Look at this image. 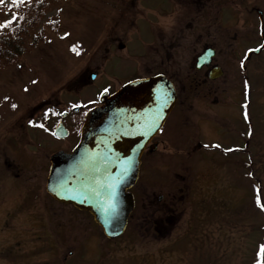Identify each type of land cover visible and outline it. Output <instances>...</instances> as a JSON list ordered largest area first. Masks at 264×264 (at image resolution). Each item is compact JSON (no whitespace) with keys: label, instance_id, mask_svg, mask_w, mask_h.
<instances>
[{"label":"rangeland","instance_id":"obj_1","mask_svg":"<svg viewBox=\"0 0 264 264\" xmlns=\"http://www.w3.org/2000/svg\"><path fill=\"white\" fill-rule=\"evenodd\" d=\"M241 1L244 2L243 7ZM213 2L229 7L232 12V20L226 22L231 30L227 29L229 32L226 30L225 33H229L227 36L233 48L231 59L229 54H225L230 47L225 45L224 32L220 37V33L213 30L208 39L209 44L217 45L221 50L225 61H232L233 64L226 66V77L217 85L228 92L238 90L234 88L236 85H247L250 95L257 99L251 112L252 117L257 119L258 101L264 94V54L254 57L248 63L247 74L242 73L243 79L246 75L250 78L247 84L239 77L248 49L259 42L260 22L255 9L259 8L264 14V0H203V4L199 0H61L48 11L41 23L45 33L44 42L13 66L0 71V197L10 199L6 205L1 206L0 203V264H255V251H259V246L264 244V210L257 206V198L264 206V164L258 159L260 155L257 149L249 152L250 157L255 156L254 164L249 160L247 176L244 177L241 174L246 166L235 162L237 154L231 152L230 148L207 151L205 161L214 164L207 174V184L201 179L198 181L195 170H190L194 161L192 158L197 156L198 140L188 132L186 123L175 133L169 130L161 133L157 139L176 143L170 147L174 149L165 155L163 146L166 145L162 143L163 146L159 145L157 149L144 154L142 178L135 191L138 208L126 233L118 239L109 240L91 215L76 209L72 211L71 206L62 207L48 197L46 171L50 157L62 149L64 141L54 138L45 127L33 123L40 119L39 111H47L49 106L46 104L58 107L61 112L67 110L70 103L81 100L88 103L96 99L99 92H105V89L112 92L119 89L134 74L140 77L147 75L148 50L152 54L153 64H159L154 46L149 45L151 32L155 35L159 31L180 34L181 53L175 61L173 59L167 71L177 70L180 79L185 83L191 82L194 58L202 52L200 49L206 39L199 41L195 30L196 20L203 18L206 7L212 17ZM0 4L7 8L14 5L12 0H3ZM214 16L217 13L214 12ZM4 18L0 15V22ZM148 19L158 22L155 25H162L163 29L154 26L150 31L143 26L140 37L133 36L139 32L138 24L142 25ZM121 20L133 24L128 29L124 26L116 28V35L122 41H127L130 50L120 52L119 56H111L105 52V45L110 43L111 37H117L111 28L114 21ZM243 25L247 27V32L246 29L242 31L245 36L241 35L240 47L236 48L234 33H241ZM74 47L76 52L72 51ZM234 51L238 53L234 54ZM170 57L173 58L172 55ZM91 73L96 74L95 81L78 89L73 88L75 85L71 82L74 79ZM198 87L196 91L188 83L187 93H193V99L210 93L208 86ZM13 104L16 105L15 109L12 108ZM193 111L203 113L202 108L194 104L186 114L189 122L193 121L190 114ZM237 113L235 110L230 116L234 117ZM203 135L209 142L220 138L219 131L211 126ZM6 139L12 149L5 145ZM15 149H20L19 154L15 155ZM229 155H232L228 159L230 161L224 160ZM4 157L19 164L23 184L20 186H25L24 182L32 183L29 188L34 198L22 203L19 217L10 213L15 211L16 202H21V195L25 193H17V187L12 184L3 186L8 182L2 163ZM166 161H169V166H164ZM177 173L190 175L187 181L190 186L192 177L198 183L193 184L189 192L191 200L180 208L179 219H176L179 226L176 229H173L175 226L168 227L166 231L160 213L162 204L157 198L166 192L167 183L178 185ZM162 178H166V183ZM206 188L214 194L210 201L215 209L211 211L212 215L204 209L197 210L204 205L197 202L196 196ZM149 201H153L154 207L151 205L152 208L146 213L145 207L150 204ZM47 210L50 214H47ZM37 212L40 223L31 224L29 217ZM190 223L197 228L190 229L189 235L181 239L180 250L173 249L172 243ZM203 237H207V241ZM8 247L10 249L5 251Z\"/></svg>","mask_w":264,"mask_h":264},{"label":"flooded vegetation","instance_id":"obj_2","mask_svg":"<svg viewBox=\"0 0 264 264\" xmlns=\"http://www.w3.org/2000/svg\"><path fill=\"white\" fill-rule=\"evenodd\" d=\"M200 3L203 4V0H199ZM241 7L244 6V2H240ZM246 9V7H245ZM213 10L215 13H217V16H214V12H212V17L209 13V8H205L203 11H205L203 18L201 20H196L197 25L195 27L196 33H198L199 41L201 39H204V45L201 47L200 50H202L201 53H197V57L194 58V69L190 71V79L192 80L190 83L196 91L198 90V86H208L210 90L209 94L204 93V96H198L193 99V93H187V86L188 83H185L183 79L179 78V74L177 70H173L172 72H168L167 70L170 68L171 62L175 61L178 54L181 53V41H180V34H174V33H164V31H159L156 35L152 33L150 34V46L153 48L157 53L159 57V64H153L154 60L152 59L151 52H148V55L146 56V59H148V62L146 64L145 73L147 75H144V77H140L137 75H133L128 81H125L124 84L129 83L134 80H139L142 78H152L154 76H164L171 84L173 85L176 93V103L174 105V108L170 115L168 116L162 130L160 133L151 141L149 144L147 151L152 152L154 149H157L159 145L163 146L164 144L166 146H163L165 155L169 154L173 147L171 145H175L176 143L172 144V142H167L169 140H164L163 142L159 141L157 138L161 133H166V130H169V132L172 131V133L177 132L180 130L181 126L186 123V127L188 129V132L192 134L193 137H195L197 141V146L195 153H197V156H194L192 159L194 160L193 163H191L190 170H195L196 179L198 181H203L204 183H207L206 178L209 177L207 174L211 172L212 170V164L209 161H205L207 157V151L210 150H221L224 148H230L231 152L234 154H237L236 157V163H240L242 166H246L245 172L243 171V177L247 176V165L249 164V160H251L254 163L255 156H249L250 151H255L257 149L258 151V159L261 161V164L263 163V155H264V94L258 101V107H259V117L257 116V119L253 118L251 115V112L253 111L254 106L257 103V99H254L249 92V89L245 87L244 84L236 85L234 88H238V90L233 89L232 91H226L224 89H221L218 84V81L224 79L227 74L226 66H233L231 63L232 61H225V57L221 56V50L217 47V45L209 44L208 39L211 37V31H218L220 33L224 32V35H226V30L230 29V26L226 23L228 20H232V12H230L229 7H224L221 4L214 3L213 2ZM256 13L259 17L260 22V33L257 37V40H259L258 44L256 46L251 47L249 50L256 49L264 44V36L262 34L261 29V20L259 15V8H256ZM262 12V11H261ZM237 18V17H236ZM247 19V18H246ZM246 19H244V23H246ZM115 20V19H114ZM238 20V18H237ZM263 20H264V14H263ZM214 21V22H212ZM158 22H155L148 19L145 21V23H142V25L138 24L139 32L137 34H133V36L140 37L141 35V29L143 26H146L148 30L152 31L155 27L162 28V25L156 26L155 24ZM144 24V25H143ZM178 24V23H177ZM132 23L127 20H121L120 22H113L112 30L114 35H116V28L119 26H124L126 29L132 27ZM176 26V25H175ZM254 26V25H253ZM179 27V26H177ZM163 29V28H162ZM246 29V31H245ZM229 30H227L229 32ZM216 31V32H217ZM242 31L247 32V27L243 25L241 27V33L237 32L234 33V39L236 41L237 47L239 48V38L244 37L245 33H242ZM227 32V35L229 33ZM254 32V31H253ZM226 35V41L225 45H229L230 50H226L225 54L230 55L229 59L233 56L231 48V43L229 41V37ZM242 35V37H241ZM117 36V35H116ZM233 37V36H232ZM259 38V39H258ZM148 42V43H149ZM103 45L104 40H103ZM127 41H122L119 39V37H111L110 43L106 44L107 46L105 48V52L107 54H110L111 56H119L120 52L126 51L129 49V45L126 44ZM103 45H101L103 47ZM212 45V46H211ZM214 45V46H213ZM104 48V47H103ZM219 49V50H218ZM130 50V49H129ZM128 50V51H129ZM248 51L246 53V63L241 64L242 72L239 69V64H237V70L240 71L241 76L239 77L241 80H244L246 84L250 80L248 75H246L243 79V74H247L248 70V63L253 60L254 57H260L264 54V51L260 55H252L250 58H248ZM200 52V51H199ZM238 53L237 51H234V54ZM240 52V51H239ZM177 53V54H176ZM172 55L173 58L170 57ZM208 55L209 57H206ZM156 58V56H155ZM157 63V62H155ZM264 67V65H263ZM244 71V72H243ZM96 74L91 73L89 76L88 74L81 75V77L74 79L71 83H74L73 88H80L89 85L91 81H95ZM89 82V83H88ZM184 83V84H182ZM116 91V90H115ZM115 91L108 90L107 93L109 95L113 94ZM263 92V91H262ZM105 92H99L98 97L94 100H91L88 103H85V101H76L74 103H70L69 108L67 110L59 111L58 107H53L50 103L46 104L49 106V108L43 111H39V120L33 121L34 125H43L47 131L52 134L53 131L62 124L65 129L68 131V136L64 139H61L64 141V144H62V149L58 152H64V153H71L76 146L78 145L80 141L81 136V129L83 126V123L85 121V118L88 114V112L100 105V99L102 94ZM260 94V95H261ZM259 95V96H260ZM87 102V101H86ZM196 102V103H195ZM194 104L198 105L200 108H202L203 113L198 111H193L190 113L192 115V122H189L190 119L186 114H188V111H191L192 107H194ZM61 106V105H59ZM239 109V110H238ZM237 110V114L233 116L231 113L235 112ZM45 113H48L47 116H45ZM195 113V115H194ZM37 116V115H36ZM43 117V118H42ZM213 127L216 130L219 131L220 138L219 140H214L213 142L206 141L204 138L203 133L205 130L209 127ZM54 127V128H53ZM231 127V129H230ZM53 129V130H52ZM167 139V137H166ZM204 141H203V140ZM216 141V142H215ZM215 142V143H214ZM37 143V142H36ZM163 143V145H162ZM5 145L10 148L11 143L6 139ZM8 149V148H7ZM12 149V147L10 148ZM194 149V148H193ZM20 149H15L13 152L15 155L19 154ZM57 153V152H56ZM144 153V154H145ZM254 154V152H253ZM199 155V156H198ZM232 155H229L228 157L224 158V160H228ZM144 157V156H143ZM2 163L5 167L6 173H7V179L8 182L4 184L3 186L8 187L10 184L12 186L17 187V193L20 191L25 193V195H21L23 200L21 202L17 201L16 206L19 203V206L14 207V212L10 214H17L18 217L21 216V214H18V211L20 209V206L24 201H27V199L30 201L31 198H34L32 196V190L29 188L31 187L32 183H27L25 186L21 182V171L20 166L15 160L9 159V157L2 158ZM190 158V160H192ZM51 160V157H50ZM189 160V161H190ZM230 161V160H228ZM258 163V162H257ZM143 164V159H142ZM140 167V174L139 179L136 183V185L131 189V193L134 197L135 206L134 210L131 214L130 221L132 220L133 214L137 210L138 202L136 200V194L135 191L137 189V186L140 183V180L142 178V165ZM171 164V163H170ZM51 165V162H50ZM49 169L46 171V175L48 177ZM169 166V161H166L164 163V166ZM176 165H179L176 163ZM228 165V164H225ZM202 168V169H201ZM41 172L43 171V168H40ZM20 171V172H19ZM13 178V181L11 179ZM165 177H167L165 175ZM175 177L178 179L177 183L178 185L173 186L167 183L165 186L166 192L157 198V201L162 204V207L160 209V213L162 214V226L163 229L168 231V227H173V229H176L179 226L178 220L176 219L178 217V213L180 211V208H182L188 201L191 200V192L193 188V184L198 183L194 177H192V185L187 183L189 181L190 175H184L183 173H177L175 174ZM164 178V177H163ZM162 178V179H163ZM27 179V178H26ZM166 179V178H165ZM163 179V180H165ZM39 179L35 180L36 183ZM166 183V180H165ZM208 184V183H207ZM197 186V185H196ZM194 186V187H196ZM188 189V191L186 190ZM197 190V188H196ZM187 191V192H186ZM187 193V194H186ZM22 194V193H21ZM35 195V194H34ZM213 195L211 193V190L209 188H206L205 191L203 190L199 192V194L196 196L197 202L203 204L204 206L198 207L199 209H204L205 212H209L210 215H212L215 209L211 205V200H213ZM48 197L55 201L49 194ZM193 198V197H192ZM1 200V206L6 205L10 202V199L8 200L5 196L0 197ZM207 202V204H206ZM26 203V202H25ZM59 203V202H58ZM150 204H148L146 208V213H148V210L152 208L153 201H149ZM62 207H68L64 204L59 203ZM152 205V206H151ZM149 207V208H148ZM154 207V206H153ZM50 209H53L52 206H49ZM72 210V208H70ZM75 208L73 207L74 211ZM157 211V210H155ZM47 214H50V212L47 210ZM78 213V212H77ZM71 216L73 214L71 213ZM22 219V218H21ZM129 221V224H130ZM24 222V221H23ZM29 222L31 224H38L40 223V215L39 213H32V215L29 217ZM176 222V223H174ZM178 222V223H177ZM62 224V223H61ZM196 225L193 223H190L187 225L186 229L183 230L182 234L178 239L172 243V248L176 250H180L181 246L180 241L183 237L186 235H189L190 229H196ZM199 231L200 228L198 227ZM172 233H168V235H171ZM202 237V235H201ZM207 237H203L202 239L204 241H207ZM167 239V238H166ZM10 249L9 247L5 250L8 251ZM175 250V251H176Z\"/></svg>","mask_w":264,"mask_h":264},{"label":"water","instance_id":"obj_3","mask_svg":"<svg viewBox=\"0 0 264 264\" xmlns=\"http://www.w3.org/2000/svg\"><path fill=\"white\" fill-rule=\"evenodd\" d=\"M259 15L263 30V13ZM263 50L264 44L248 57ZM175 103V89L164 76L132 81L111 96L104 94L101 105L87 114L74 151L52 156L47 192L90 213L107 239L120 238L134 209L128 191L138 181L143 153ZM67 135L61 125L54 136Z\"/></svg>","mask_w":264,"mask_h":264},{"label":"trees","instance_id":"obj_4","mask_svg":"<svg viewBox=\"0 0 264 264\" xmlns=\"http://www.w3.org/2000/svg\"><path fill=\"white\" fill-rule=\"evenodd\" d=\"M60 1L61 0L18 1L9 8L0 4V15H2L3 18L5 17L0 24L6 21H12L7 27L0 28V71L13 66L20 61L25 54L44 42L45 33L41 24L42 20L47 15L48 11L52 7H55ZM8 18H11V20H8ZM252 164L249 165L251 169ZM260 187L261 184L258 188ZM250 229L254 231L252 226H250ZM257 252L258 251H255V260H257Z\"/></svg>","mask_w":264,"mask_h":264},{"label":"snow or ice","instance_id":"obj_5","mask_svg":"<svg viewBox=\"0 0 264 264\" xmlns=\"http://www.w3.org/2000/svg\"><path fill=\"white\" fill-rule=\"evenodd\" d=\"M13 4H16L18 2V0H12ZM0 3H3V0H0ZM15 19V18H14ZM10 23H12V21H6L3 24H0V28H5L7 27ZM72 51L76 52V48L74 47L72 49ZM77 54H79L77 52ZM33 83H35V81H33ZM245 87H247V85H245ZM27 90V89H26ZM105 92H107V89H105ZM5 99H7V97H5ZM12 108L15 109L16 105L13 104ZM48 113H45V116H47ZM29 123L31 124L32 122L29 121ZM39 127L43 128V125H38ZM55 135V133H53ZM114 207V205H112ZM257 206L261 207V210H264V206L261 205L259 198H257ZM256 264H264V244H261L259 246V251L257 252V260H256Z\"/></svg>","mask_w":264,"mask_h":264},{"label":"bare ground","instance_id":"obj_6","mask_svg":"<svg viewBox=\"0 0 264 264\" xmlns=\"http://www.w3.org/2000/svg\"><path fill=\"white\" fill-rule=\"evenodd\" d=\"M263 32H264V27H263V31H262V34H263ZM148 146H149V144H148ZM148 146H147V148H148ZM147 148H146V149H147Z\"/></svg>","mask_w":264,"mask_h":264}]
</instances>
